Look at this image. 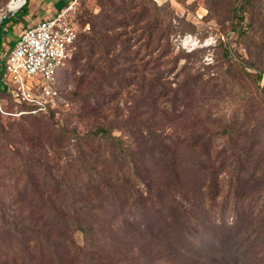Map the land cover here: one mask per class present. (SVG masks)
I'll list each match as a JSON object with an SVG mask.
<instances>
[{
    "label": "rangeland",
    "instance_id": "rangeland-1",
    "mask_svg": "<svg viewBox=\"0 0 264 264\" xmlns=\"http://www.w3.org/2000/svg\"><path fill=\"white\" fill-rule=\"evenodd\" d=\"M21 2L0 0V17ZM55 2L74 9L77 35L52 111L18 114L0 91V264H264V0L243 19L239 0H39L34 11L27 1L26 13L2 26L0 52ZM95 128L105 129L100 138L79 139ZM106 132L138 143L148 183L138 231L123 236L129 208L86 236L33 211L34 189L51 190L41 174H60L67 158L71 173L88 174L82 201L96 203L102 173L87 170L103 160L109 171L111 154L118 158ZM154 134L176 140L170 156ZM173 190L189 195L191 217L182 218L197 225L192 233L180 230Z\"/></svg>",
    "mask_w": 264,
    "mask_h": 264
},
{
    "label": "trees",
    "instance_id": "trees-1",
    "mask_svg": "<svg viewBox=\"0 0 264 264\" xmlns=\"http://www.w3.org/2000/svg\"><path fill=\"white\" fill-rule=\"evenodd\" d=\"M27 1L28 0H25L24 4L13 15L9 16L2 23H0V33L2 32V26L6 22L10 21L12 18L18 19L26 13ZM55 3L56 9L61 8L63 5L62 2ZM252 6L253 0H239V4L237 5L236 9L238 10V14L241 19H243V14L248 11L247 9ZM245 29L246 26L240 24L238 30L239 35L245 36ZM87 39V45L93 46L94 42L91 36ZM100 42L103 44L105 43L102 41V39H100ZM1 62L2 59H0V66ZM260 76L261 73L259 72L257 73L256 78L259 79ZM257 94L258 101L262 100V103H264V85H262V88ZM124 127H127V125ZM135 129L137 128L129 124L126 132L133 135V131ZM102 132H105V129L95 128L90 132V134L78 135V137L81 140H93L100 138ZM106 133L111 140H115L118 158H115L114 154H111L112 161L108 160L109 166L111 168L109 171H103V167L105 165L103 160H99V162L94 160V162H97L98 165L102 166L100 171L97 170L98 165L91 166L87 170L89 173L91 171L95 174H99V172L102 173L101 178L97 179L96 189L99 193L96 198V203L91 204L90 202L82 201L84 198L80 190H78V184L81 181L82 176L87 174V172L86 170L82 169V171L78 170L74 173H71L69 170L71 164H69L68 161L72 159L67 158L62 161L63 166L61 165L60 174H52L47 170L41 174L44 183L49 184V189L51 190L37 191L34 189L35 197H37L39 201H37V205H32L33 211L38 210L41 211V213L48 214L49 221L52 219V217H54V226H61V228L64 227L65 229H68L69 232L77 230L86 236L92 235L94 228H97L98 230L101 228H109L117 221L119 217L124 219L122 216L125 213V210L129 208L134 212V216L131 218L132 223L124 221L126 224L124 227L125 229H128L129 232L123 233V236L130 235V233L132 234L133 232L138 231V225H140L139 221L141 219L138 222L135 221H137V218L139 217H144L143 210L146 209V207L143 203H141V200L143 198V194L148 191L146 177H144L141 174V171L138 170V164L135 160H138V158L135 156L138 150V143L135 146L133 144V140H127L128 143L124 145L125 141H123L119 136L114 137L110 136V133ZM154 135L156 137L158 136L155 145L157 146L156 148H158L159 153L162 156H166V154L170 156L171 151L176 144V140L171 137V134ZM64 136L65 134H61L59 138L63 140ZM25 164L26 161L24 163V167ZM124 164H127L126 168H120V166H124ZM25 173L27 176L28 172ZM137 182L138 184L136 186L135 184ZM176 183L177 181H174L173 185ZM139 186L142 187V190L139 188ZM87 192L88 191H86V193ZM54 194L55 196L57 194L60 198L58 203L55 201V197H53ZM210 194H212L211 191ZM188 196L189 195L186 191L177 190H173V194L171 195L172 204H174V206H176L179 210L177 215L179 218H181L180 230L185 234L187 232H194L195 227L197 226L196 224H193V227H189L182 218L188 216L189 219L191 217L190 204L187 202L189 201ZM234 209H236V207H234ZM237 218L238 215L235 214L234 222L237 220ZM103 221H106L109 227H103ZM48 222L45 224V226H47ZM46 231H49V226L46 227Z\"/></svg>",
    "mask_w": 264,
    "mask_h": 264
},
{
    "label": "built area",
    "instance_id": "built-area-1",
    "mask_svg": "<svg viewBox=\"0 0 264 264\" xmlns=\"http://www.w3.org/2000/svg\"><path fill=\"white\" fill-rule=\"evenodd\" d=\"M74 9L63 7L22 28L0 52V91L22 108L18 114L52 111L58 99L57 74L69 59L77 35Z\"/></svg>",
    "mask_w": 264,
    "mask_h": 264
},
{
    "label": "water",
    "instance_id": "water-1",
    "mask_svg": "<svg viewBox=\"0 0 264 264\" xmlns=\"http://www.w3.org/2000/svg\"><path fill=\"white\" fill-rule=\"evenodd\" d=\"M25 0H22L21 4L19 6H17L15 9H7V11L5 12V14H3L0 17V23H2L6 18H8L9 16L13 15L23 4H24Z\"/></svg>",
    "mask_w": 264,
    "mask_h": 264
},
{
    "label": "crops",
    "instance_id": "crops-1",
    "mask_svg": "<svg viewBox=\"0 0 264 264\" xmlns=\"http://www.w3.org/2000/svg\"><path fill=\"white\" fill-rule=\"evenodd\" d=\"M30 1H31L33 4H32ZM30 3L32 4V6L29 7V10H30V11H31V10L34 11L35 8H37V5H38V3H39V0H28V5H29ZM36 3H37V4H36ZM31 8H32V9H31ZM40 10H42V9L40 8ZM46 14H47L46 12H43V13L41 14V17H42V18H46V17H48L49 15H51V13H49L48 16H45ZM42 18H40V19H42ZM40 19H38V20H40ZM35 22H36V21H35ZM35 22L30 23V25L33 24V23H35Z\"/></svg>",
    "mask_w": 264,
    "mask_h": 264
},
{
    "label": "bare ground",
    "instance_id": "bare-ground-1",
    "mask_svg": "<svg viewBox=\"0 0 264 264\" xmlns=\"http://www.w3.org/2000/svg\"><path fill=\"white\" fill-rule=\"evenodd\" d=\"M21 4V3H20ZM20 4H17L16 6H14L12 9H15L17 6H19Z\"/></svg>",
    "mask_w": 264,
    "mask_h": 264
}]
</instances>
